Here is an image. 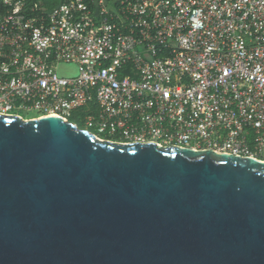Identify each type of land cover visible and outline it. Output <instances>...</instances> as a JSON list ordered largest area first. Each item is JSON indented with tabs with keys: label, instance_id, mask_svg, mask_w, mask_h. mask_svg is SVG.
Wrapping results in <instances>:
<instances>
[{
	"label": "built area",
	"instance_id": "built-area-1",
	"mask_svg": "<svg viewBox=\"0 0 264 264\" xmlns=\"http://www.w3.org/2000/svg\"><path fill=\"white\" fill-rule=\"evenodd\" d=\"M29 111L264 162V0H0V115Z\"/></svg>",
	"mask_w": 264,
	"mask_h": 264
},
{
	"label": "water",
	"instance_id": "water-1",
	"mask_svg": "<svg viewBox=\"0 0 264 264\" xmlns=\"http://www.w3.org/2000/svg\"><path fill=\"white\" fill-rule=\"evenodd\" d=\"M0 264H264V162L0 115Z\"/></svg>",
	"mask_w": 264,
	"mask_h": 264
},
{
	"label": "rangeland",
	"instance_id": "rangeland-1",
	"mask_svg": "<svg viewBox=\"0 0 264 264\" xmlns=\"http://www.w3.org/2000/svg\"><path fill=\"white\" fill-rule=\"evenodd\" d=\"M57 71L58 73L61 75V76H64V77H73V76H76L77 75V70H76V67L73 66V65H70V64H62L60 65L58 68H57ZM20 115L23 119H27V118H31V117H38L39 114L38 112L36 111H29V112H20ZM77 117H80L82 118V113L80 111H76L73 113L71 119H78ZM82 127L84 129H87L89 130L90 132H92L93 134L94 133H97L96 130H94L93 128H89L86 126L85 124V121H82ZM99 136L102 138H110V139H113V140H118V141H126V139H122L120 138L119 136L117 135H111V134H99Z\"/></svg>",
	"mask_w": 264,
	"mask_h": 264
},
{
	"label": "trees",
	"instance_id": "trees-1",
	"mask_svg": "<svg viewBox=\"0 0 264 264\" xmlns=\"http://www.w3.org/2000/svg\"><path fill=\"white\" fill-rule=\"evenodd\" d=\"M30 4H38L39 8L50 10L54 8L59 0H28ZM78 119H70V122L76 124L78 127L84 129L82 126V119L80 117H77Z\"/></svg>",
	"mask_w": 264,
	"mask_h": 264
},
{
	"label": "flooded vegetation",
	"instance_id": "flooded-vegetation-1",
	"mask_svg": "<svg viewBox=\"0 0 264 264\" xmlns=\"http://www.w3.org/2000/svg\"><path fill=\"white\" fill-rule=\"evenodd\" d=\"M100 139L102 140H107V141H111V142H115V143H121L117 140H113V139H110V138H101ZM140 144H154V145H158L160 147H177L175 145H166L163 143V141H158V140H155V139H151V138H146L143 142H141ZM179 148H183V147H179ZM191 149V148H190ZM207 150H210V151H214L212 149H202V150H196V151H207ZM215 152V151H214ZM217 153V152H216ZM256 160V159H255ZM259 161V160H258ZM260 162H263V161H260Z\"/></svg>",
	"mask_w": 264,
	"mask_h": 264
},
{
	"label": "bare ground",
	"instance_id": "bare-ground-1",
	"mask_svg": "<svg viewBox=\"0 0 264 264\" xmlns=\"http://www.w3.org/2000/svg\"><path fill=\"white\" fill-rule=\"evenodd\" d=\"M38 118H40V117H34V118H30V119H38ZM28 120V119H27Z\"/></svg>",
	"mask_w": 264,
	"mask_h": 264
}]
</instances>
